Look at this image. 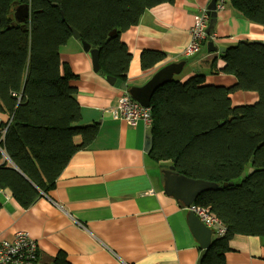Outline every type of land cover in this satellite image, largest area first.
<instances>
[{
  "label": "trees",
  "instance_id": "trees-1",
  "mask_svg": "<svg viewBox=\"0 0 264 264\" xmlns=\"http://www.w3.org/2000/svg\"><path fill=\"white\" fill-rule=\"evenodd\" d=\"M174 2L0 0V113L9 118L0 126V191H11L22 208L32 207L55 188L74 154L97 137V126L82 124L73 85L78 77L60 55L73 38L70 28L100 49L106 74L126 83L132 57L122 34L138 25L147 10ZM229 4L264 28V0ZM23 5L30 8L25 27L14 12ZM164 56L146 51L141 66L149 69ZM220 58L224 64L218 68L212 61V74L234 77L233 86L206 84L203 73L183 82L176 76L156 90L150 106V158L187 178L219 185L194 203L210 209L227 228L223 237L213 239L200 264H225L236 236L264 238V41L239 42ZM236 92L256 93L258 100L234 105L231 95ZM250 169L253 173L243 177ZM51 264L72 263L60 252Z\"/></svg>",
  "mask_w": 264,
  "mask_h": 264
},
{
  "label": "crops",
  "instance_id": "crops-1",
  "mask_svg": "<svg viewBox=\"0 0 264 264\" xmlns=\"http://www.w3.org/2000/svg\"><path fill=\"white\" fill-rule=\"evenodd\" d=\"M211 0H175L147 10L138 25L124 32L122 42L131 54L126 84L144 86L166 65L185 62L181 81L204 74L206 84L231 87L232 76L212 74L211 62L223 61L209 53L206 41L198 54L183 55L190 30ZM217 12L211 41L228 49L242 41H264V28L244 19L224 0ZM146 51L164 59L144 70ZM61 59L78 77L82 124L94 123L97 137L78 151L58 178L55 188L24 209L9 190L0 191V238L24 232L37 241L36 264H51L60 252L72 264H198L202 248L189 224V210L167 196L160 165L145 152L149 128L128 126L115 118L123 90L111 86L93 70L91 56L74 38L60 49ZM240 98L235 101L234 98ZM234 105L253 104L258 95L236 92ZM8 116L0 113V126ZM225 264H264V238L236 236L229 243Z\"/></svg>",
  "mask_w": 264,
  "mask_h": 264
},
{
  "label": "water",
  "instance_id": "water-1",
  "mask_svg": "<svg viewBox=\"0 0 264 264\" xmlns=\"http://www.w3.org/2000/svg\"><path fill=\"white\" fill-rule=\"evenodd\" d=\"M217 2L218 0H211L208 6V12L210 15V21L207 28V33L209 35L208 51L209 53L218 52L219 54H223L226 52L227 49H218L216 46H214V43L211 41V35L214 32V27L216 24L215 20L218 12ZM61 15L62 20L65 21V17L62 11ZM15 17L18 22L25 27L27 20H29L30 18L29 6H20L15 12ZM70 30L72 32L73 38L79 41L83 47V50L91 56L94 72L97 73L100 77L104 78L111 86L121 89L123 91H127V93L132 97L133 100L137 101L145 108H149L151 106L152 97L158 88L172 82L174 80V77L179 76L183 72L185 66L184 61L171 63L158 70L144 86L128 88L126 83L122 82L114 76L106 74L105 71L102 69L100 62V49L92 47L89 43H87L76 29L71 27ZM115 34L116 31H114L110 35V37L114 36ZM83 126L91 127L94 126V123H88ZM144 148L147 154H150L153 149V135L151 128L147 131ZM160 169L165 194L176 200L177 203H179L183 208L186 209L193 206L197 198L202 193L219 188V185L216 183L202 180H194L180 175L176 171V168L174 166L168 164L160 165ZM253 171L254 169H250L248 173L243 174V177L251 175ZM229 185L223 184L221 185V187H227ZM188 224L194 236L198 239V242L200 243V246L202 248V252L198 261V264H200L203 258L205 257L207 250L212 244L214 235L212 230L209 229L206 225H204V223L201 222V220L191 211L189 212L188 216Z\"/></svg>",
  "mask_w": 264,
  "mask_h": 264
},
{
  "label": "built area",
  "instance_id": "built-area-1",
  "mask_svg": "<svg viewBox=\"0 0 264 264\" xmlns=\"http://www.w3.org/2000/svg\"><path fill=\"white\" fill-rule=\"evenodd\" d=\"M224 7V0H218L217 9H224ZM209 21L210 15L205 9L190 30V41L183 55L190 57L200 52L202 45L209 39L207 33ZM115 118L124 121L130 127L143 123L150 129L153 124L151 108H145L133 100L127 91H123L119 98ZM187 209L212 230L214 238L223 237L226 234L227 228L218 217L211 213L210 209L195 205ZM38 256L37 241L27 233L17 232L10 240L0 238V264H36Z\"/></svg>",
  "mask_w": 264,
  "mask_h": 264
},
{
  "label": "rangeland",
  "instance_id": "rangeland-1",
  "mask_svg": "<svg viewBox=\"0 0 264 264\" xmlns=\"http://www.w3.org/2000/svg\"><path fill=\"white\" fill-rule=\"evenodd\" d=\"M17 9H18V7H16V8L14 9V12H16L15 10H17ZM187 70H188V69H186L184 72H182L178 77H179V78H183L184 75L186 74V71H187ZM237 99L239 100L240 98H236V97L234 98L235 101H238ZM242 105H243V104H242Z\"/></svg>",
  "mask_w": 264,
  "mask_h": 264
},
{
  "label": "bare ground",
  "instance_id": "bare-ground-1",
  "mask_svg": "<svg viewBox=\"0 0 264 264\" xmlns=\"http://www.w3.org/2000/svg\"><path fill=\"white\" fill-rule=\"evenodd\" d=\"M118 105V104H117ZM117 107V106H116ZM189 212H190V210H189ZM6 240V239H5Z\"/></svg>",
  "mask_w": 264,
  "mask_h": 264
}]
</instances>
